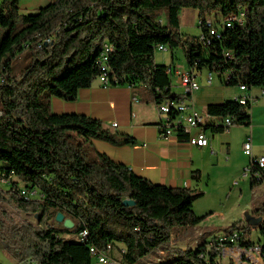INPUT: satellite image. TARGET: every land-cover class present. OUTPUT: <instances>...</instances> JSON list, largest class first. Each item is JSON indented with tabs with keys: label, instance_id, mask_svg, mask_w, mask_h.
Returning a JSON list of instances; mask_svg holds the SVG:
<instances>
[{
	"label": "trees",
	"instance_id": "obj_1",
	"mask_svg": "<svg viewBox=\"0 0 264 264\" xmlns=\"http://www.w3.org/2000/svg\"><path fill=\"white\" fill-rule=\"evenodd\" d=\"M18 4L3 0L0 6V172L14 179L4 184L8 189L0 185V245L25 264H92L90 247L108 243L126 264L159 251L172 256L166 264H220L218 236L194 248L173 246L184 228L206 218L193 210L203 191L155 184L113 161L92 140L126 145L132 137L85 114L55 113L51 99L74 101L100 77L105 44L113 48L105 61L111 85L139 84L158 105L186 98L171 92L169 66L155 65L159 45L182 47L191 72L225 74V85H244L247 93L264 88V0H55L31 14H22ZM184 8L210 17L220 37L211 36L210 44L201 39L210 36L205 21L200 35L182 33ZM251 103L235 98L209 104L207 115L222 118L223 125L204 127L224 132L230 129L225 118L232 126H250ZM177 134L188 136L182 128ZM249 170L256 188L264 170L253 162ZM125 199L135 204L125 205ZM60 212L72 227L57 222ZM257 212L264 217V204ZM13 213L32 215L37 224ZM82 231L88 233L83 242ZM235 232L240 246L259 245L264 257V220L257 243L245 220L223 234Z\"/></svg>",
	"mask_w": 264,
	"mask_h": 264
},
{
	"label": "crops",
	"instance_id": "obj_2",
	"mask_svg": "<svg viewBox=\"0 0 264 264\" xmlns=\"http://www.w3.org/2000/svg\"><path fill=\"white\" fill-rule=\"evenodd\" d=\"M53 1L19 0L18 7L22 14H31ZM2 3L3 0H0V6ZM190 9L184 8L181 11L182 33L187 24L186 15L198 17L199 23V12L196 9L188 11ZM176 66L182 71H190L188 64ZM168 80L172 93L184 94L176 75H171ZM213 81L214 77L212 83L208 84L205 77L200 82L201 88L185 95L183 101L203 114L208 125L221 126L223 120L207 115V106L235 99L245 92L238 86L226 89L218 83L214 90L203 89L206 85L208 87L205 88L213 85ZM174 86L182 89L176 91ZM248 94L253 98L251 125L231 126L220 133L213 132L211 127H193L191 134L204 130L209 138V144L203 147L192 145L189 142L190 134L180 137L174 133L163 137L158 104L145 87L139 84L104 87L100 79L96 78L89 87L79 90L74 101L53 97L51 110L55 113L85 114L101 120L114 133L132 137L133 142L126 145H113L101 139H93L92 143L99 152L155 184L203 191V196L194 202V212L215 221L219 226L228 227L240 220L248 222L247 215L256 203L255 197L264 194V183L256 188L251 187V157L243 151L244 142L251 137L253 156L264 155V88H252ZM220 234V230H214L212 241ZM120 247L123 248L122 245ZM259 264H264V260Z\"/></svg>",
	"mask_w": 264,
	"mask_h": 264
},
{
	"label": "built area",
	"instance_id": "obj_3",
	"mask_svg": "<svg viewBox=\"0 0 264 264\" xmlns=\"http://www.w3.org/2000/svg\"><path fill=\"white\" fill-rule=\"evenodd\" d=\"M229 19H236V16H232ZM206 22L209 27V37L202 36L201 39H205L206 44L211 43V36L220 37L219 33L212 27V19L210 17H205V19L199 18V24H203ZM228 26L231 24L228 23ZM49 41V39L47 40ZM112 47L105 44V53L103 54L102 59V71L103 73L100 75L99 79L102 82L104 87L111 86L110 77L108 76V68L106 66V62L108 60V53L112 51ZM157 49L167 50V46L159 45ZM167 72L170 75H176L179 84L182 86L184 90V95L191 94L194 91H197L201 88L200 82L197 77L200 72H191V71H182L177 66H169ZM117 81L116 78H114ZM213 80V73L209 72L207 76V83L211 84ZM131 86V85H130ZM240 89L245 93L236 97L240 103L246 104L247 102H253V98L247 93V88L244 85L240 86ZM136 101L137 98L134 97ZM160 112V125L162 128L161 135L163 137H169L170 135L177 133L178 128H182L184 132L190 134L189 142L192 145L196 146H207L209 144V138L207 137L204 130H200L196 134H191V129L193 127H202L207 123V118L197 111L193 105L187 104L185 101H172L165 100L158 105ZM225 124L228 127L232 126V120L230 118H225ZM117 126V123L113 124ZM243 151L245 154L251 157V162L260 164L261 169L264 170V155H260L258 157L253 156L252 153V139L248 137L247 140L243 144ZM13 175V174H12ZM12 175H7L4 172H0V182L4 184L10 183L14 179ZM21 194L25 197L29 196V191L22 187L20 190ZM87 231H82L79 234L80 241H84L87 237ZM241 235L237 232L233 234H220L217 237L218 249L220 252V256L222 259L224 258L230 262H234L236 264H259L264 260L262 255V249L259 245H255L250 248H246L240 246L239 240ZM114 248L111 243H108L105 249H98L95 246L90 247L91 256L96 258V260L101 264H122L119 258H116L114 253ZM120 254H122L120 252Z\"/></svg>",
	"mask_w": 264,
	"mask_h": 264
},
{
	"label": "rangeland",
	"instance_id": "obj_4",
	"mask_svg": "<svg viewBox=\"0 0 264 264\" xmlns=\"http://www.w3.org/2000/svg\"><path fill=\"white\" fill-rule=\"evenodd\" d=\"M192 9L193 8H191L188 11H194ZM162 17L163 19L166 18L165 14H163ZM186 23L187 24L184 26V29H183L184 34H189L192 36L200 35L201 28L198 23V17H195L192 14H188L186 15ZM167 48L168 49L165 51L156 49L155 54H154V62L156 64L168 65V66L169 65H175V66L176 65H179V66L187 65L186 56H185V53L182 47H177L173 50L169 48L168 46ZM209 72H210L209 69L203 68L201 70V73L198 75L199 82H202L204 78L208 76ZM213 77H214L213 85H211L209 88H205V87H208V85L204 86L203 87L204 90H209V89L214 90L217 83L219 85H223V87H225L226 89H231L230 86L228 88V86H226L221 80L222 77H225V74L220 75L219 73L213 72ZM97 79H99V77ZM174 87L176 91H179L182 89L180 86H174ZM218 118L223 120L220 117ZM0 185H2V188L4 189L9 188V186L4 185L3 182H1ZM257 196L258 197H255V200H256L255 205L252 207V209H250L247 215V218H248L247 220L251 227L250 238L252 241L256 243L262 239L260 228H261L262 221L264 220L263 215L257 212V209L260 206H262L264 202V201H261L262 198L264 199V194L257 195ZM13 214L15 215L16 218H21V217L28 218L29 220L37 224V218L32 215L26 216L22 213L21 214L13 213ZM245 216H246V213H245ZM226 228L227 227L225 226L217 225L215 221L211 219H207L206 217L199 224L184 228L181 231L179 238L176 241H174L173 246L177 248L186 249V248H194L203 242L211 243L212 238H214V230L216 231L220 230L222 233H224ZM73 239L77 240L78 238L77 236H73ZM114 253L121 260L122 264H126L121 254L120 253L118 254L117 250L114 251ZM171 260H172V256H170L168 252L159 251L158 254L146 257L142 259L140 262H138L137 264H166V263H169ZM0 264H25V263H17L14 260V258L5 250V248L0 245ZM92 264H101V263H99L96 260V258L93 257ZM220 264H228V261H226L223 258Z\"/></svg>",
	"mask_w": 264,
	"mask_h": 264
},
{
	"label": "water",
	"instance_id": "obj_5",
	"mask_svg": "<svg viewBox=\"0 0 264 264\" xmlns=\"http://www.w3.org/2000/svg\"><path fill=\"white\" fill-rule=\"evenodd\" d=\"M123 203L125 204V205H134L135 204V202L134 201H132V200H129V199H125L124 201H123ZM56 220H57V222H64V225L66 226V227H72L73 226V222L70 220V219H65V217H64V215L60 212V213H58L57 214V216H56Z\"/></svg>",
	"mask_w": 264,
	"mask_h": 264
},
{
	"label": "bare ground",
	"instance_id": "obj_6",
	"mask_svg": "<svg viewBox=\"0 0 264 264\" xmlns=\"http://www.w3.org/2000/svg\"><path fill=\"white\" fill-rule=\"evenodd\" d=\"M260 167H261V165L260 164H258ZM1 183V182H0Z\"/></svg>",
	"mask_w": 264,
	"mask_h": 264
}]
</instances>
